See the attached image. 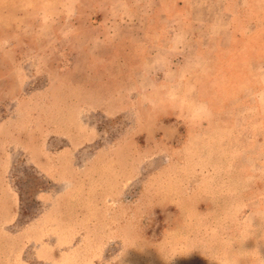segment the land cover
<instances>
[{
    "label": "rangeland",
    "instance_id": "rangeland-1",
    "mask_svg": "<svg viewBox=\"0 0 264 264\" xmlns=\"http://www.w3.org/2000/svg\"><path fill=\"white\" fill-rule=\"evenodd\" d=\"M263 67L264 0H0V264H264Z\"/></svg>",
    "mask_w": 264,
    "mask_h": 264
},
{
    "label": "crops",
    "instance_id": "crops-1",
    "mask_svg": "<svg viewBox=\"0 0 264 264\" xmlns=\"http://www.w3.org/2000/svg\"><path fill=\"white\" fill-rule=\"evenodd\" d=\"M222 20L224 21V18L220 16V18H219L220 22L219 23H223ZM260 85H261V87H260V89L257 90V93L261 92V91H264V67L262 68V70L260 72ZM256 103H257V104H255L256 108H258V105H260V103L259 102H256ZM263 117H264V113H263Z\"/></svg>",
    "mask_w": 264,
    "mask_h": 264
},
{
    "label": "trees",
    "instance_id": "trees-1",
    "mask_svg": "<svg viewBox=\"0 0 264 264\" xmlns=\"http://www.w3.org/2000/svg\"><path fill=\"white\" fill-rule=\"evenodd\" d=\"M21 193V192H20Z\"/></svg>",
    "mask_w": 264,
    "mask_h": 264
}]
</instances>
